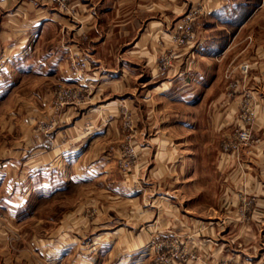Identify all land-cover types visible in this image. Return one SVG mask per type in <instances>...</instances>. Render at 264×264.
Returning a JSON list of instances; mask_svg holds the SVG:
<instances>
[{
  "label": "crops",
  "instance_id": "crops-1",
  "mask_svg": "<svg viewBox=\"0 0 264 264\" xmlns=\"http://www.w3.org/2000/svg\"><path fill=\"white\" fill-rule=\"evenodd\" d=\"M66 2L72 13L59 0H0V264H150L168 237L200 256L172 264H264L261 3ZM191 10L198 24L179 46L173 38ZM74 54L85 72L73 68ZM58 85L87 105L59 106ZM127 114L143 171L118 178L109 167L121 157ZM53 118L68 124L41 136V121ZM238 125L252 134L244 153L215 164L229 202L193 209L198 151L221 148ZM66 192L81 200L49 226L56 235L30 236V197Z\"/></svg>",
  "mask_w": 264,
  "mask_h": 264
},
{
  "label": "rangeland",
  "instance_id": "rangeland-1",
  "mask_svg": "<svg viewBox=\"0 0 264 264\" xmlns=\"http://www.w3.org/2000/svg\"><path fill=\"white\" fill-rule=\"evenodd\" d=\"M255 7L257 6L258 3H261L259 7L256 8L255 12L258 13H264V0H255ZM60 2V0H59ZM67 3V2H66ZM60 7L61 3H60ZM73 7H71L68 3L66 7H63L62 9L64 11H69L68 13L73 12ZM193 13H197V11L192 12V10L188 13V15L184 14V16L181 18L182 21H180L179 25V32L177 33L173 39L174 42L179 36H188V44L189 42L192 41V32L193 29L196 27V24H198V20L195 19L193 16ZM188 17V18H187ZM177 23V22H175ZM177 44V43H175ZM187 44V45H188ZM180 46V45H179ZM186 46V45H184ZM78 58L79 60L81 58H84L81 55L74 54V57L70 60V63L72 64L74 59ZM169 62V58H166L163 62V66L166 68L170 66V64H166ZM247 62H243L240 65V70L241 74H244V76L248 73L250 64H246ZM3 63L0 62L1 68ZM248 67L247 70H245V67ZM164 67V68H165ZM163 68V69H164ZM62 87V85H58L56 88H54V96L56 98V102L58 103L59 106H69V105H74V104H81L86 106L87 103L85 102V95L84 94H79L78 98H72V99H67L66 102L63 105H60L62 100L57 97L56 92L58 89ZM233 87H236L234 85ZM65 88L70 91L75 93L77 90L72 87L71 85H65ZM248 104L246 101H243L240 106V110L243 111V117L246 112ZM123 120V126L124 130L126 133V139L121 143L120 151H121V157L119 159V162L114 165L109 167V172L110 174H117L118 178L121 176L125 175H131V174H136V173H141L143 171L141 162H139V153H138V148L136 147V143L132 139V131H133V118L130 114L123 115L122 117ZM61 123V124H60ZM43 124V125H42ZM68 122H62V121H56V119H50L47 122H42L41 121V136L44 134H51V132H54L59 126H64L67 125ZM248 128L244 126H237V128L231 133V135H227L225 138V141H221V148H219V143L216 142L215 148H211L210 150H199L198 157L196 158L197 160L199 159L200 163L199 166H197L198 169L202 170V174L200 175L202 178V182H199L198 185H200V192L201 195L197 197H190V206L194 208H207L208 206L212 205H217V204H227L229 202V198L225 196H220L219 195V188L217 185V181L214 180L217 171L216 170V160L218 157H226V158H231V157H240L242 156V153H244V148L247 144L245 142L241 141V138L239 137V133L241 131H244ZM252 139V138H251ZM196 162V161H195ZM33 165H30L32 168ZM229 166V165H228ZM228 166L226 168L222 169V173L228 172ZM34 167V166H33ZM146 171L148 169L145 167ZM205 171V172H204ZM34 185L39 184V181L33 182ZM33 183L31 185H33ZM136 184V183H135ZM38 188V187H37ZM36 188V189H37ZM80 188V187H79ZM35 189V190H36ZM83 189V188H81ZM197 192V191H195ZM46 198H41L37 195L31 196L30 197V203H29V210L30 213H34L35 216L31 218L30 220V236L38 235L40 234L42 237L49 238L52 235V238L56 235H54L55 231L53 228H50L49 226H55L59 224L61 221H63V217H66V212L69 211L70 208H72L74 205L72 204L73 200H78L80 202L81 198L78 196L74 197V194L71 192H66L63 194L61 197L57 198H47V195H44ZM185 199V198H183ZM182 200V198H180ZM196 212L192 213L194 215L197 214V209L195 210ZM204 214V213H202ZM206 215V213H205ZM40 224V225H37ZM35 226H38L40 229H34ZM59 236V235H58ZM60 237V236H59ZM170 238H165L162 242H171L175 239L176 237L169 240ZM159 244V243H158ZM159 247V246H158ZM157 247V248H158ZM163 248V249H162ZM163 250V251H162ZM158 252L156 253V249H154V256L153 260L151 261L150 264H164V260H162L163 255H165L168 252V249L165 248V246L160 247V250H157ZM101 253V251L99 252ZM173 253V252H172ZM153 255V253H152ZM155 256H157V259L155 260ZM140 258V255L138 256ZM172 263V262H170ZM169 263V264H170ZM95 264H101L100 260L95 261Z\"/></svg>",
  "mask_w": 264,
  "mask_h": 264
},
{
  "label": "built area",
  "instance_id": "built-area-1",
  "mask_svg": "<svg viewBox=\"0 0 264 264\" xmlns=\"http://www.w3.org/2000/svg\"><path fill=\"white\" fill-rule=\"evenodd\" d=\"M67 0H60L61 6L66 7ZM188 36H179L175 40V43L180 46H184L188 44ZM166 64H169L166 63ZM72 66L75 70L80 71V72H85L87 70V61L85 58H81L80 60L78 58L74 59ZM247 66L245 67V70H247ZM57 97H59L62 102L60 105H63L67 99H72V98H78L79 92L76 91L75 93L68 91L65 86H62L58 89L56 92ZM239 137L241 138L242 142H245L247 144L248 142L251 141L252 134L249 129H246L244 131H241L239 133ZM161 247L165 246L166 249H168V252L163 255L162 260H164V264H169L170 262L173 261V259H179L180 261H198L200 259V256L197 254L195 250H190L188 251V245L183 244L178 238L171 241V242H161ZM173 252V253H172ZM172 264V263H170ZM200 264H213L211 262H200ZM218 264H239L238 262H235L234 260L231 259H225L222 260Z\"/></svg>",
  "mask_w": 264,
  "mask_h": 264
}]
</instances>
